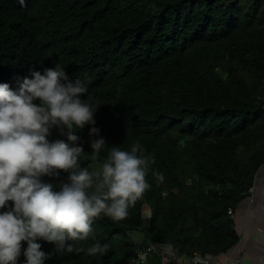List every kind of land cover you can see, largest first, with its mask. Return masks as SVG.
I'll list each match as a JSON object with an SVG mask.
<instances>
[{
    "label": "trees",
    "instance_id": "trees-1",
    "mask_svg": "<svg viewBox=\"0 0 264 264\" xmlns=\"http://www.w3.org/2000/svg\"><path fill=\"white\" fill-rule=\"evenodd\" d=\"M56 65L88 84L83 99L107 144L98 160L139 142L150 188L126 219L96 218L78 244L107 243V255L46 264H129L132 235L186 258L229 254L239 236L227 211L264 165V0H0V83L16 90ZM77 131L80 166L92 170L89 126Z\"/></svg>",
    "mask_w": 264,
    "mask_h": 264
},
{
    "label": "clouds",
    "instance_id": "clouds-1",
    "mask_svg": "<svg viewBox=\"0 0 264 264\" xmlns=\"http://www.w3.org/2000/svg\"><path fill=\"white\" fill-rule=\"evenodd\" d=\"M17 83L16 90L0 83V264L107 255V243L78 244L93 236L96 218L128 217L150 188L148 157L137 142L130 150L112 146L98 160L107 144L94 126L96 108L83 99L88 84L70 81L64 67L32 70ZM86 125L92 170L79 163L85 153L77 129ZM53 130L64 139L50 141ZM61 172L66 178L60 179ZM38 241L52 251H43ZM129 264H148L147 253L137 252Z\"/></svg>",
    "mask_w": 264,
    "mask_h": 264
},
{
    "label": "crops",
    "instance_id": "crops-1",
    "mask_svg": "<svg viewBox=\"0 0 264 264\" xmlns=\"http://www.w3.org/2000/svg\"><path fill=\"white\" fill-rule=\"evenodd\" d=\"M251 190L233 217L239 241L229 254L215 259L218 264L234 259L241 264H264V165L256 173Z\"/></svg>",
    "mask_w": 264,
    "mask_h": 264
},
{
    "label": "built area",
    "instance_id": "built-area-1",
    "mask_svg": "<svg viewBox=\"0 0 264 264\" xmlns=\"http://www.w3.org/2000/svg\"><path fill=\"white\" fill-rule=\"evenodd\" d=\"M262 102V109L264 110V98L260 99ZM252 190H250L251 192ZM235 211L228 209L227 215L230 219H233ZM136 252L131 258L136 257L137 252L147 253V260L149 261L150 257L156 256L162 260V264H218L214 258L203 256V255H194L190 258L181 257L178 255L176 249L167 243H153L145 244L141 240H135ZM130 261V259H129ZM225 264H241L240 260H228Z\"/></svg>",
    "mask_w": 264,
    "mask_h": 264
},
{
    "label": "rangeland",
    "instance_id": "rangeland-1",
    "mask_svg": "<svg viewBox=\"0 0 264 264\" xmlns=\"http://www.w3.org/2000/svg\"><path fill=\"white\" fill-rule=\"evenodd\" d=\"M146 211V212H145ZM148 211L150 212V210H149V208H146L145 210H144V217H148ZM132 237V239H135V240H137V236H131Z\"/></svg>",
    "mask_w": 264,
    "mask_h": 264
},
{
    "label": "water",
    "instance_id": "water-1",
    "mask_svg": "<svg viewBox=\"0 0 264 264\" xmlns=\"http://www.w3.org/2000/svg\"><path fill=\"white\" fill-rule=\"evenodd\" d=\"M235 247H236V246H235ZM235 247H234V248H235ZM234 248H233V249H234Z\"/></svg>",
    "mask_w": 264,
    "mask_h": 264
}]
</instances>
